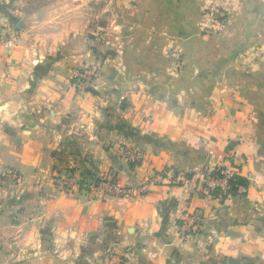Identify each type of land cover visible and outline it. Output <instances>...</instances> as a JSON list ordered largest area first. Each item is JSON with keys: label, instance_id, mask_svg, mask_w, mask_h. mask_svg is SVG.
I'll return each mask as SVG.
<instances>
[{"label": "crops", "instance_id": "1", "mask_svg": "<svg viewBox=\"0 0 264 264\" xmlns=\"http://www.w3.org/2000/svg\"><path fill=\"white\" fill-rule=\"evenodd\" d=\"M206 3L0 0V35L18 36L0 44V264H264V0L218 20ZM219 165L246 194L204 193ZM67 169L133 192L65 191ZM186 213L202 219L191 238Z\"/></svg>", "mask_w": 264, "mask_h": 264}, {"label": "built area", "instance_id": "2", "mask_svg": "<svg viewBox=\"0 0 264 264\" xmlns=\"http://www.w3.org/2000/svg\"><path fill=\"white\" fill-rule=\"evenodd\" d=\"M230 0H207L205 11L207 16L211 20H218L225 13V9ZM103 27L95 21L94 24V36L96 41L104 39ZM18 43V36L0 37V44L6 46H13ZM103 72V64L101 60H96L85 64L82 68L75 72L76 87L83 89L86 88L91 82L99 78ZM128 156L135 158V155L130 151ZM138 160V158H137ZM216 170V167H207L203 170L205 186L204 193L206 195H212L211 191L215 188H220L221 191L229 188V181L235 175L236 169L231 166H224L221 171V177L213 176L212 173ZM12 171H6L2 173V177L12 175ZM156 179V177H153ZM162 177L159 179L161 180ZM1 182V178H0ZM54 182L58 184L65 191H72L83 187L85 190L95 192L99 194L100 198L105 199L107 196L129 197L133 190L129 187L120 184L117 176L112 173H107L100 178H87L84 179L77 170H68L64 173H58L54 177ZM219 198V197H217ZM202 219L198 213H186L183 222V235L186 237H192L198 233L201 229ZM114 264H130L129 262H115Z\"/></svg>", "mask_w": 264, "mask_h": 264}, {"label": "trees", "instance_id": "3", "mask_svg": "<svg viewBox=\"0 0 264 264\" xmlns=\"http://www.w3.org/2000/svg\"><path fill=\"white\" fill-rule=\"evenodd\" d=\"M234 167L236 169V173L229 181V188L223 191H221L220 188H215L214 190L211 191V194L215 197H219L221 201H225L227 198L233 195L246 194V190L249 185L248 180L239 174L236 166ZM223 168L224 166H220V165L217 166L216 170L212 173V175L216 177H221L222 176L221 171L223 170ZM80 175H82L84 179L96 178L95 172H91V173L84 172L83 174L81 173Z\"/></svg>", "mask_w": 264, "mask_h": 264}, {"label": "rangeland", "instance_id": "4", "mask_svg": "<svg viewBox=\"0 0 264 264\" xmlns=\"http://www.w3.org/2000/svg\"><path fill=\"white\" fill-rule=\"evenodd\" d=\"M6 33H7V32H5V34H6ZM1 36H3V35H0V37H1ZM121 152H122V155L126 156L130 161L138 162V161H137V158H138L139 156L136 155L135 153H133L132 151H131V152L135 155V158H131V157L128 156V152H130L129 150H122ZM174 174H175V173H174ZM100 176H102V175L99 174V173H98V174L96 173V178H100ZM155 177H156L155 181H159V179L161 178V174H158V175H156Z\"/></svg>", "mask_w": 264, "mask_h": 264}]
</instances>
